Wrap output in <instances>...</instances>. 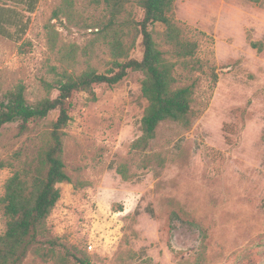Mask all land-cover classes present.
I'll return each mask as SVG.
<instances>
[{
    "label": "rangeland",
    "instance_id": "1",
    "mask_svg": "<svg viewBox=\"0 0 264 264\" xmlns=\"http://www.w3.org/2000/svg\"><path fill=\"white\" fill-rule=\"evenodd\" d=\"M126 8L142 18L134 0ZM103 9L102 0H0V102L18 83L31 104L55 97L41 85L55 78L53 66L73 75L88 65L107 72L112 58L93 27ZM174 14L204 33L190 61L196 69L183 81L195 82L189 126L164 122L148 148L133 153L146 106L142 73L95 85V99L75 92L63 129L70 182L58 185L49 232L60 253L68 247L89 264H264V0H174ZM129 56L141 59L140 38ZM56 116L51 111L24 131L19 122L0 128V196L5 180L36 160ZM145 155L155 160L142 168ZM120 165L129 179L117 173ZM176 206L194 226L168 231ZM4 228L0 209V234ZM20 264L54 263L29 253Z\"/></svg>",
    "mask_w": 264,
    "mask_h": 264
},
{
    "label": "trees",
    "instance_id": "2",
    "mask_svg": "<svg viewBox=\"0 0 264 264\" xmlns=\"http://www.w3.org/2000/svg\"><path fill=\"white\" fill-rule=\"evenodd\" d=\"M129 1L102 0L103 14L93 24L97 28L95 40L108 49L112 58V66L107 72H98L88 65L73 75L65 70L59 72L53 66L55 78L51 81L43 79L41 85L47 93L56 90L55 97L45 96L31 104L25 97V86L18 83L4 94L0 102V128L19 122V131H24L30 121L43 119L51 111H57L45 147L36 160L25 162L4 182L0 196L5 221L4 231L0 234V264H20L29 253L54 264H70L69 257L78 264H89L86 258L73 254L68 247H63L60 253L57 238L51 235L46 222L60 197L58 185L70 182L63 161V129L71 119V99L75 92H87L95 99V85L114 86L129 71L142 73L140 88L146 106L140 120V135L130 146L133 153L148 148L162 123L175 122L188 127L195 114V82L183 81L196 69L190 61L194 60L199 37L204 33L180 25L174 14V0H134L143 12L140 20H136L132 11L126 8ZM248 1L256 3L260 0ZM156 23L162 26L161 30H154ZM138 38L142 46L141 59L129 56ZM157 39L167 50L159 48ZM250 44L259 51L262 49L256 42ZM68 59L73 61L74 57ZM209 82L210 87L217 82L214 71L210 72ZM154 160L153 155L143 156L142 168L150 167ZM116 171L124 180L129 179L123 165ZM167 222L168 231L172 232L195 225L181 206L170 211Z\"/></svg>",
    "mask_w": 264,
    "mask_h": 264
},
{
    "label": "built area",
    "instance_id": "3",
    "mask_svg": "<svg viewBox=\"0 0 264 264\" xmlns=\"http://www.w3.org/2000/svg\"><path fill=\"white\" fill-rule=\"evenodd\" d=\"M86 247H87V250H89V251L93 250V248H94V242L91 239H89L87 241Z\"/></svg>",
    "mask_w": 264,
    "mask_h": 264
}]
</instances>
